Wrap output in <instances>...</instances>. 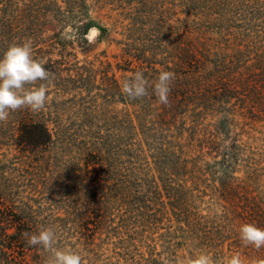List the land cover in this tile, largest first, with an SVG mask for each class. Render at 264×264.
I'll return each mask as SVG.
<instances>
[{"label":"rangeland","instance_id":"1","mask_svg":"<svg viewBox=\"0 0 264 264\" xmlns=\"http://www.w3.org/2000/svg\"><path fill=\"white\" fill-rule=\"evenodd\" d=\"M28 40L49 100L0 122V207L54 228L84 264H264L239 235L264 227V0H0V57ZM164 70L168 105L152 87ZM137 71L148 95L130 99ZM37 121L51 141L19 144L21 122ZM0 264H12L1 251Z\"/></svg>","mask_w":264,"mask_h":264},{"label":"clouds","instance_id":"2","mask_svg":"<svg viewBox=\"0 0 264 264\" xmlns=\"http://www.w3.org/2000/svg\"><path fill=\"white\" fill-rule=\"evenodd\" d=\"M46 61L33 56L31 40L23 43H12L0 57V122L8 120L11 111L28 108L40 112L49 100V85L42 83L49 79L50 73L45 68ZM175 73L164 70L152 85L158 102L169 104L171 84ZM41 82V83H38ZM38 85V86H35ZM149 81L144 73L137 71L122 84V93L130 99H138L148 95ZM239 235L242 243L259 249L264 247V227L255 223L240 226ZM28 246L38 247L48 253L46 264H84L81 253L71 247H59L58 235L52 227H40L33 233H24ZM180 264H184L183 261ZM187 264H217L212 256L200 253L190 259ZM226 264H244L239 255H234Z\"/></svg>","mask_w":264,"mask_h":264},{"label":"trees","instance_id":"3","mask_svg":"<svg viewBox=\"0 0 264 264\" xmlns=\"http://www.w3.org/2000/svg\"><path fill=\"white\" fill-rule=\"evenodd\" d=\"M20 129L26 134V136L21 138L19 144L24 143L33 146H45L51 141V133L47 125L43 122H21ZM244 203V209L250 213L251 217H254L255 215L260 216L262 210L255 200L245 197ZM1 204L2 202H0V206ZM3 224H6V226ZM10 226L16 228V233L8 234L6 231H3V236H1L2 242L0 240V244L3 245V247L0 246V251L4 253L6 260L12 264H31L24 262L23 258H18L14 255V252L18 250L19 253H23L27 249L34 248L27 245L23 236L24 233L34 232L32 226L21 217L17 216V214H15L9 207H0V228H4L5 230ZM5 248L7 250H5Z\"/></svg>","mask_w":264,"mask_h":264}]
</instances>
